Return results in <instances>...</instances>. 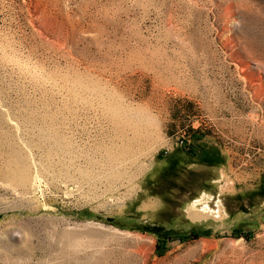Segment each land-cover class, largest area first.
Here are the masks:
<instances>
[{"label":"rangeland","instance_id":"1","mask_svg":"<svg viewBox=\"0 0 264 264\" xmlns=\"http://www.w3.org/2000/svg\"><path fill=\"white\" fill-rule=\"evenodd\" d=\"M0 264H264V0H0Z\"/></svg>","mask_w":264,"mask_h":264},{"label":"built area","instance_id":"2","mask_svg":"<svg viewBox=\"0 0 264 264\" xmlns=\"http://www.w3.org/2000/svg\"><path fill=\"white\" fill-rule=\"evenodd\" d=\"M181 143H182V145H185L184 142H181ZM186 145H187V142H186Z\"/></svg>","mask_w":264,"mask_h":264},{"label":"bare ground","instance_id":"3","mask_svg":"<svg viewBox=\"0 0 264 264\" xmlns=\"http://www.w3.org/2000/svg\"><path fill=\"white\" fill-rule=\"evenodd\" d=\"M22 179H24V178H22Z\"/></svg>","mask_w":264,"mask_h":264}]
</instances>
